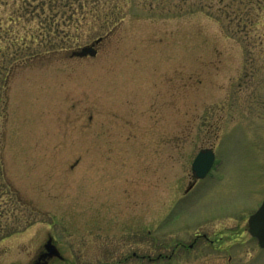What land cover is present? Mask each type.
I'll return each instance as SVG.
<instances>
[{
    "label": "rangeland",
    "instance_id": "rangeland-1",
    "mask_svg": "<svg viewBox=\"0 0 264 264\" xmlns=\"http://www.w3.org/2000/svg\"><path fill=\"white\" fill-rule=\"evenodd\" d=\"M56 1L0 6L22 15L10 49L41 53L0 95L15 228L0 264H32L49 236L63 258L48 264H264L247 229L264 198V0ZM204 148L215 165L186 193Z\"/></svg>",
    "mask_w": 264,
    "mask_h": 264
},
{
    "label": "trees",
    "instance_id": "trees-1",
    "mask_svg": "<svg viewBox=\"0 0 264 264\" xmlns=\"http://www.w3.org/2000/svg\"><path fill=\"white\" fill-rule=\"evenodd\" d=\"M7 0H0V6H3ZM38 2L41 3V5H46L47 3L52 6H59L61 3L56 0H38ZM16 11H12L8 14L6 18L0 19V95H4L5 89L8 83V80L14 70H16L17 66L21 67V65L26 62L28 59L32 58L34 55L41 54L38 51L35 52H29L28 46L26 47V44H24L22 47H18L17 49H10L11 46L8 42H11L12 44L16 41V35L17 33L14 32L13 28L15 25H18L21 23V17L22 15H16ZM2 25L5 28L2 29ZM55 29L57 27H54ZM24 38L21 37V40L25 43L23 40ZM4 43V44H3ZM4 100L0 101V122L3 119V116L5 114V108L3 104ZM5 119V116H4ZM1 128V127H0ZM1 142V140H0ZM1 144V143H0ZM1 150V148H0ZM4 181V170H3V161L2 156L0 152V180ZM4 183V182H3ZM9 186V184H7ZM2 188V184L0 183V191ZM9 189L10 186H9ZM7 202V201H5ZM8 207V206H7ZM7 207H2L0 209V219L3 220L1 223L0 232L4 233V235L10 234L15 229L13 227V223L10 222V215L8 209H5ZM13 227V228H12ZM4 235L0 236V239L4 237Z\"/></svg>",
    "mask_w": 264,
    "mask_h": 264
},
{
    "label": "water",
    "instance_id": "water-1",
    "mask_svg": "<svg viewBox=\"0 0 264 264\" xmlns=\"http://www.w3.org/2000/svg\"><path fill=\"white\" fill-rule=\"evenodd\" d=\"M101 37L95 39L92 43L71 50V56H94L96 54L95 45L101 41ZM214 162V152L211 148H205L198 151L192 161V173L195 177H204L210 170ZM191 187L188 185L187 190ZM247 229L251 236L256 237L260 247H264V199L259 207L248 217ZM44 251L41 252L33 264H47L53 257L62 258L59 250L52 242L51 236L48 237L43 245Z\"/></svg>",
    "mask_w": 264,
    "mask_h": 264
},
{
    "label": "flooded vegetation",
    "instance_id": "flooded-vegetation-1",
    "mask_svg": "<svg viewBox=\"0 0 264 264\" xmlns=\"http://www.w3.org/2000/svg\"><path fill=\"white\" fill-rule=\"evenodd\" d=\"M102 38V37H101ZM103 39V38H102ZM102 39H101V41H102ZM100 41V42H101ZM100 42L98 43V44H96L95 45V48H96V52H97V47H98V45L100 44ZM213 169V168H212ZM210 173V171L204 176V177H202V178H196L194 175H193V180L191 181V183H189V185L191 184V187L188 189V190H185V192L187 193V192H190L194 187H195V185L197 184V182L198 181H200V180H202V179H204L208 174ZM197 236H199V235H197ZM204 237H206L205 235H203ZM196 238L197 237H195L194 238V241L196 240ZM179 246H182V244L181 243H176V248L177 247H179ZM190 247H191V245H189ZM42 252V251H41ZM132 255H135V253L133 252L132 253ZM160 257V256H159Z\"/></svg>",
    "mask_w": 264,
    "mask_h": 264
}]
</instances>
